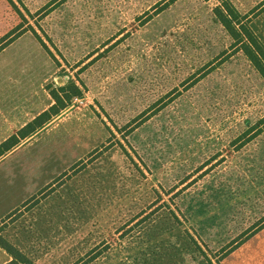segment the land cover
<instances>
[{
    "label": "rangeland",
    "instance_id": "rangeland-1",
    "mask_svg": "<svg viewBox=\"0 0 264 264\" xmlns=\"http://www.w3.org/2000/svg\"><path fill=\"white\" fill-rule=\"evenodd\" d=\"M230 1L264 43V0ZM221 3L0 0V43L33 28L60 64L25 33L2 57L4 93L83 92L5 174L18 208L39 196L2 231L33 264H221L264 217V78L215 16Z\"/></svg>",
    "mask_w": 264,
    "mask_h": 264
},
{
    "label": "trees",
    "instance_id": "trees-1",
    "mask_svg": "<svg viewBox=\"0 0 264 264\" xmlns=\"http://www.w3.org/2000/svg\"><path fill=\"white\" fill-rule=\"evenodd\" d=\"M221 1V5L217 6L214 9L215 16L217 17L221 25L229 32L231 37L234 39V47L237 48V51H243L244 54L253 63L254 67L264 78V43L262 42L261 38L255 33L252 27V22L255 16H252V14L250 13L245 15L242 14L230 0ZM21 28H23V26ZM29 31H31L34 36L40 41V43L49 53L54 62L60 66L59 61L57 60L53 52L50 51L49 48L42 42L36 32H34L33 28H24L14 36V33H9L8 35H6L2 41L4 43H0V52ZM81 89L82 88L75 81L68 82L67 84L58 88L50 85L48 87V90L54 100V104L48 110L36 117L32 122L24 126L17 134L11 136L9 139L3 142L0 145V158L7 152L12 150L14 147L19 145L23 140L30 137L39 129L48 124L53 118L65 111L74 102V100L81 98L83 95ZM257 135L258 134L248 138L246 143L250 142ZM98 152L99 150L96 149L93 153L90 154V157L92 158L94 154ZM83 162L84 161H81L80 163ZM76 168L77 166L72 168V170L76 171ZM62 178L63 176L59 177L57 179V182H59ZM54 185L55 183L48 185L40 193V195L51 189ZM38 197L31 198L30 200L25 202L21 208H18L0 222V248L5 250L12 258L11 261L6 264H33V261L29 256H27V254L17 248L2 235V231L5 227H7L8 223L14 219L13 217L18 212L22 213V209L26 208L32 202L38 201ZM263 227L264 218L254 224L250 228V230H248L245 235H243V237H240V239L234 241L232 244H230L231 246L224 248V252L220 259L223 260L231 252L237 249L243 242L254 236ZM98 255L100 254H96L89 260L80 259L76 264H89L90 262L95 260Z\"/></svg>",
    "mask_w": 264,
    "mask_h": 264
},
{
    "label": "crops",
    "instance_id": "crops-1",
    "mask_svg": "<svg viewBox=\"0 0 264 264\" xmlns=\"http://www.w3.org/2000/svg\"><path fill=\"white\" fill-rule=\"evenodd\" d=\"M23 36L0 52V78L3 76V70L14 66V64H9L8 61L3 62L2 57L6 54L7 50L15 46ZM40 55L41 59L44 57L43 59L45 62L48 61V58L44 53H40ZM40 65L42 66V64ZM44 69L45 68L42 70ZM46 85L43 83L40 84V82H32V84H29L24 88L25 93L19 96L14 93L15 89L9 90L8 94H5L4 88L0 84V145L11 136L17 134L24 126L32 122L36 117L48 110L54 104V100L48 90L50 85ZM42 90H44L43 92L46 93L43 94L45 99L43 101L48 102L49 96L52 100V103H47V105L42 104ZM23 99L26 101L25 104L15 103ZM41 129H39L37 132H39ZM36 133L26 139L31 138ZM25 140H23L19 145L14 147L0 158V221L11 214L23 202V200L18 199L21 194L13 189V187L18 183V178L13 179L14 177H7L5 174H17L19 172H23L24 167L18 166L17 162H10V159H14L15 155L17 154H13L22 146V143ZM19 201L20 203H18ZM11 259L12 258L10 255L5 250L0 248V264H6L10 262ZM221 264H264V227L254 236L243 242L227 257L221 260Z\"/></svg>",
    "mask_w": 264,
    "mask_h": 264
}]
</instances>
